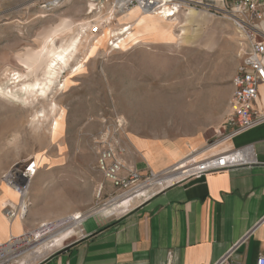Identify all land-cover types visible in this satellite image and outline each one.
Segmentation results:
<instances>
[{
	"label": "rangeland",
	"instance_id": "rangeland-1",
	"mask_svg": "<svg viewBox=\"0 0 264 264\" xmlns=\"http://www.w3.org/2000/svg\"><path fill=\"white\" fill-rule=\"evenodd\" d=\"M111 11V0H0V187L22 166L19 181L29 180L24 205L5 200L3 218L5 206L17 210L9 220L26 224L29 215L40 217L27 230L36 240L18 246L24 264L48 255L50 245L42 242L64 222L117 207L109 203L116 193L98 164L108 143L201 136L209 145L235 130L228 102L239 59L229 22L205 14L203 22L187 23L182 12L175 19L184 26L172 28L174 41L142 34L122 45L133 22L115 13L111 20ZM108 21L99 35L89 33ZM73 38L78 45L70 64L83 68L64 70L45 95L23 96L22 85L42 81L48 59ZM55 120L61 132L52 136ZM149 186V193L159 188ZM74 228L58 246L71 241Z\"/></svg>",
	"mask_w": 264,
	"mask_h": 264
},
{
	"label": "crops",
	"instance_id": "crops-1",
	"mask_svg": "<svg viewBox=\"0 0 264 264\" xmlns=\"http://www.w3.org/2000/svg\"><path fill=\"white\" fill-rule=\"evenodd\" d=\"M206 16H198V22ZM230 89L232 93L231 83ZM257 93L254 111L261 119L209 145L201 136L122 141L120 176L137 173L142 180L139 194L120 195L121 190L108 180L107 187L116 193L109 203L130 200L117 204L115 208L123 207L119 210L109 206L108 213H80L71 241L63 246L57 240L66 227H60L56 242L53 238L42 242L51 250L39 264H214L232 247L234 262L254 264L264 255V85ZM228 129L224 126V133ZM224 154L234 156V167L201 176L177 175L184 160L196 165ZM146 185L159 188L141 191ZM2 192L0 187V199ZM3 207L0 245L33 230L40 220L29 215L26 224L20 217L4 221Z\"/></svg>",
	"mask_w": 264,
	"mask_h": 264
},
{
	"label": "built area",
	"instance_id": "built-area-1",
	"mask_svg": "<svg viewBox=\"0 0 264 264\" xmlns=\"http://www.w3.org/2000/svg\"><path fill=\"white\" fill-rule=\"evenodd\" d=\"M60 1L58 0V3ZM111 8V20L115 14L124 17L132 10L174 19L183 10L192 9L229 22L237 35V57L239 59L231 80L232 93L228 102L230 123L237 131H243L261 119L255 114L254 104L258 95V86L264 85V0H111ZM109 24V21L96 23L90 26L89 33L97 36ZM127 27L129 25H125L124 29ZM112 45L117 47V41ZM119 124L118 126L121 127ZM122 151L117 140L108 143L106 148L99 152V168L113 186L121 190L120 195L133 193V196H137L136 191L142 185L139 175L135 172H128L125 177L120 176L123 169L120 158ZM235 161L233 155L224 154L221 157L206 159L196 164L197 169L185 173L189 176H201L227 170L236 165ZM150 178L153 176L145 181ZM28 182L29 180L26 179L7 180V184L20 197L21 206L26 200ZM98 190L100 191L101 187ZM5 207L4 213L7 218H14L17 210L10 206ZM30 236L31 232L0 245V264H24L19 261L20 254L17 250L18 246L26 242L27 237ZM234 251L235 247H232L214 264H237L232 260ZM254 264H264V255H259Z\"/></svg>",
	"mask_w": 264,
	"mask_h": 264
},
{
	"label": "bare ground",
	"instance_id": "bare-ground-1",
	"mask_svg": "<svg viewBox=\"0 0 264 264\" xmlns=\"http://www.w3.org/2000/svg\"><path fill=\"white\" fill-rule=\"evenodd\" d=\"M138 12H139L138 10H132L127 15H125L126 17L124 20H130L133 22V24L131 26V31L126 36V39L123 40L122 45H124V43L129 39H132L133 41L137 40L139 38V36H142V34L160 35L165 41H174L175 37L172 34V28L177 26V28L181 29L184 26L183 24L180 25V23L177 22L175 18L174 19L164 18L162 15H153V14H145V13H139L138 14ZM163 13L165 14L166 12L164 11ZM197 13L198 12H196L195 10H192V9L184 10L183 15L185 16L186 22L187 23H190V22L194 23L198 18ZM127 29L128 28H126L123 31H127ZM182 34H183V32H182ZM77 45H78V39L73 38L70 41V43H68V45H66L65 47H62L57 53L53 54L50 57V59H48L47 64L45 65L43 80L36 82V83L33 82V84L31 83V84H26V85L23 84L22 85L24 88V89H21V91H23V96L27 95V96L32 97V96L37 95V93H40V95H45L47 90L49 89L50 85H52L54 83V81L57 79V77L60 74L64 73V70L68 69L69 73H71V74L78 73L83 68V64H74V65L70 64V62H72L74 60V57H75L74 55L77 51ZM93 51H94V49H92L90 51V53H92ZM51 128H52L51 129L52 136L57 135L58 133L61 132V123L59 121L55 120L53 125L51 126ZM186 164H187L186 160L180 162L179 167H178L179 171H178L177 175H180L184 172H188V171L197 169V168H195V166H197V165H195L193 167H187ZM22 167H20V169ZM20 169H16L14 172H11L10 175L8 176L9 180L14 181V180L21 179V177H20L21 174H19ZM175 173H173V174H175ZM148 186L147 187H141V191H144V192L147 191ZM7 187L9 188L10 191H12V193L8 191ZM2 190H3V192H2L3 195L1 196V199H0V206H2V207L4 206V202H5L6 198H8L14 202H17V198H18L17 193L8 184H7V186L2 187ZM120 198H123V197H120ZM127 200H129V198L126 197V198L121 199L120 201L118 200L119 201L118 203H125ZM112 202H113V204L117 203V202H115V200H113ZM71 220H72L71 222H69V221L64 222V225L69 224L71 226H63V228L64 227H66V228H65L64 232H62L60 234V236H62V237L57 240V243L63 242L68 237V236L66 237V235L67 234L69 235L71 233L72 228L74 227V225H76V223H78L81 220V218L80 219H74L73 218ZM4 221H5V219H4ZM2 223H4V222L1 221L0 226H2ZM52 226H54V224L47 226V229L45 232H47V230H50L52 228ZM58 237H59V235L57 233H52V235L47 236L46 239L48 240L49 238H53L56 242V238H58ZM27 238L28 239H26V243H30V245H32V243L34 242L33 240H36L35 235H31L30 237H27Z\"/></svg>",
	"mask_w": 264,
	"mask_h": 264
}]
</instances>
